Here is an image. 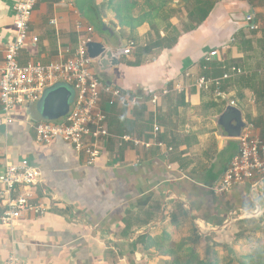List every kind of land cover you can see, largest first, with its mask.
Returning <instances> with one entry per match:
<instances>
[{
	"label": "crops",
	"instance_id": "1",
	"mask_svg": "<svg viewBox=\"0 0 264 264\" xmlns=\"http://www.w3.org/2000/svg\"><path fill=\"white\" fill-rule=\"evenodd\" d=\"M18 1L0 0V66L15 37ZM114 1H36L29 32L37 42L24 46L18 62L65 61L85 38L100 43L106 37L121 48L134 42L118 66L103 71L92 64L127 101L108 106L102 96L108 135L97 142L101 155L92 165L60 139L35 141V126L48 121L40 102L16 106L9 115L0 105V176L28 160L40 171L33 191L43 207L41 214L0 224V264L11 254L22 264H161L155 249L142 246L143 236L175 241L195 227L205 237L218 235L234 215L264 218V178L225 195L212 191L237 149L217 125L229 101L264 140V0H165L156 18L135 29L116 21ZM138 3L135 16L147 11ZM200 6L209 8L202 21ZM249 14L255 31L247 30ZM231 67L241 73L221 79L223 98L215 97L213 85L196 87V78L219 79ZM153 93L160 94L154 106ZM123 136L149 146L122 142Z\"/></svg>",
	"mask_w": 264,
	"mask_h": 264
},
{
	"label": "built area",
	"instance_id": "2",
	"mask_svg": "<svg viewBox=\"0 0 264 264\" xmlns=\"http://www.w3.org/2000/svg\"><path fill=\"white\" fill-rule=\"evenodd\" d=\"M37 0H20L15 6L14 29L15 37L11 44L3 49V63L0 66V105L1 110L9 115L19 105L33 104L41 101L45 90L57 85H66L72 90L73 97L69 111L63 118L56 121H44L35 126V141L38 144H48L54 139H60L72 146L77 152H83L86 164H94L101 152L97 142L107 136V114L101 108L102 96H107L106 104L120 105L127 101L126 96L118 87H112L103 82L93 71V59L87 54L86 44L90 38L81 40L65 61H54L48 64L26 63L21 65L18 57L28 43H36L37 38L31 36L29 23ZM248 31L258 29L251 14L245 17ZM56 24V20H51ZM79 27V25H78ZM91 32V29H88ZM134 42H129L124 48L115 50V56L130 54ZM1 48V38H0ZM69 52V50H68ZM217 54L210 52L206 61ZM240 74L235 67L227 69L221 78L210 79L201 76L195 79V85L201 90L214 86L216 98H223L220 90L221 79L230 77V73ZM167 89L161 91L162 95ZM159 93H153L151 105H156ZM135 103V99H131ZM234 105L233 101L228 102ZM7 122H12L11 118ZM158 128H155L157 131ZM237 149L228 163L220 180L212 187L217 195H225L235 186H241L252 180L264 178V140L260 138L252 123L246 122L241 130ZM122 142H131L134 146L148 147L129 136L120 138ZM40 171L28 160L22 159L17 164L9 165L0 176V224L12 225L25 213L41 214L43 207L34 201V187L39 183ZM3 264H22L20 258L11 254Z\"/></svg>",
	"mask_w": 264,
	"mask_h": 264
},
{
	"label": "trees",
	"instance_id": "3",
	"mask_svg": "<svg viewBox=\"0 0 264 264\" xmlns=\"http://www.w3.org/2000/svg\"><path fill=\"white\" fill-rule=\"evenodd\" d=\"M114 1V0H113ZM147 8L145 13L134 15L133 9L140 5L138 0H115L113 8L115 9V19L121 26H129L131 29L141 25L142 23L156 18L160 10L165 7V0H142ZM111 4V2H109ZM204 6L205 3H204ZM209 8L200 6L198 8V15L200 21L206 18ZM195 14V13H194ZM193 13L190 14L194 15ZM223 72V71H222ZM220 71L218 75L222 74ZM247 203L244 202L242 206L246 207ZM262 227L260 230L262 231ZM240 236V232L236 234ZM209 236H201L197 228L193 227L189 236L183 237L177 242L173 241L169 235H164L160 238H149L143 236L141 244L146 249H155L160 257H163L161 264H220L216 251L212 245L207 246L205 256L200 257L197 248L202 242L206 240L210 242ZM211 243V242H210ZM263 244L262 242L260 245ZM239 264H264V250L260 247L252 253L246 254L241 258Z\"/></svg>",
	"mask_w": 264,
	"mask_h": 264
},
{
	"label": "water",
	"instance_id": "4",
	"mask_svg": "<svg viewBox=\"0 0 264 264\" xmlns=\"http://www.w3.org/2000/svg\"><path fill=\"white\" fill-rule=\"evenodd\" d=\"M106 29L110 32L108 28ZM103 30L105 29L103 28ZM121 47L122 44L119 43L114 46L106 37H103L100 43L90 41L86 44L89 58L96 61L103 71L119 65L120 61L114 53L115 50ZM72 97L73 92L66 85H57L45 90L40 101L41 116L48 121H56L63 118L69 111ZM217 125L228 138L236 139L242 132L241 130L245 128L246 122L242 117L241 110L228 103L217 119Z\"/></svg>",
	"mask_w": 264,
	"mask_h": 264
},
{
	"label": "rangeland",
	"instance_id": "5",
	"mask_svg": "<svg viewBox=\"0 0 264 264\" xmlns=\"http://www.w3.org/2000/svg\"><path fill=\"white\" fill-rule=\"evenodd\" d=\"M264 216V215H262ZM262 227V231L260 230ZM218 235L210 234V242L202 240L197 248L200 257L205 256L207 246L212 245L220 264H239L241 258L252 253L257 248L264 250V218H254L244 216L237 220V216L228 219L224 228L217 231ZM240 232V236H236ZM208 234V235H209ZM183 238L182 235L176 237L175 242ZM263 243L260 245V243Z\"/></svg>",
	"mask_w": 264,
	"mask_h": 264
}]
</instances>
